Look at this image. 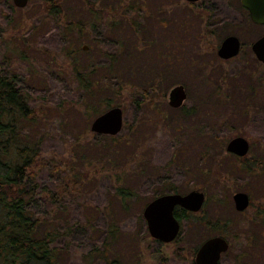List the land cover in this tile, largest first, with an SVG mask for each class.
<instances>
[{
  "label": "rangeland",
  "instance_id": "1",
  "mask_svg": "<svg viewBox=\"0 0 264 264\" xmlns=\"http://www.w3.org/2000/svg\"><path fill=\"white\" fill-rule=\"evenodd\" d=\"M144 2V11L149 15L171 21L168 27L158 28L155 20L154 29L160 30V39H163L161 35L170 33L184 44L180 43V68L171 70V79L168 80L171 85L164 98L157 101L168 119L167 127H152L150 121H156L154 113H146L144 107L142 110L134 107L133 87L126 89L121 99L123 125L115 136L124 135L125 128L136 125L138 116L143 118L142 133H145L143 141H140L142 154L138 149L135 153L140 154L139 158L133 163L128 158L123 165L126 168L123 183L136 194L129 212L123 214L117 200L111 198L114 188L123 186V183L117 184L100 172L104 165L96 160L97 150H87L84 146L79 150L82 155L91 158L90 166L79 167L78 159L71 156L74 134H82L81 138L86 139L87 136L91 140L94 133L90 131L92 122L85 118L79 94L70 84L56 82L55 74L59 70L57 62L63 59L59 53L62 42L58 40L60 36L55 24L38 11L40 0H29L23 9L16 8L12 0H0V27L4 30L0 43V65L6 67L10 58L12 65L8 68L11 67L23 77L27 76L26 66L13 62L15 57L11 56L9 49L22 50V39L35 37L31 41L30 54L36 60H41L40 71L46 77L47 90L37 96L34 93L35 109L42 116L34 131L41 150V159L35 170L39 182L56 194L55 199L46 203V210L51 212V218L63 219L56 223L59 224L57 227L62 229L71 225L75 228L74 234L67 240L62 264H105L98 257L92 255L87 261L85 256L100 246L99 232L106 231L111 217L117 220L120 233L114 253L129 257L132 250L140 251L138 261L131 264H191L192 250L199 240L189 230L190 221H184L177 239L171 243H161L150 237L142 216L148 201L166 185L174 186L180 194L194 188H204L208 198L204 213L215 222L216 218H220L217 228L211 233L224 234L230 240L229 256L222 260V264H229L230 257L239 253L247 238L260 236V227L250 221L254 208L244 214L236 213L231 196L236 190L250 188L257 200L262 196L260 193L264 195V189L255 188L256 183L241 176L236 170L239 164L226 154L225 146L233 137L240 136L251 144L248 159L254 161L264 157V88L258 87L254 80H249L243 74L247 70L260 76L264 71L261 68L264 64L255 62L251 50L252 43L264 35V26L250 30L244 27L245 17L240 0H200L194 6L186 0ZM90 4L100 7L98 0H67L64 11L70 18L73 17L74 8L84 9ZM165 4H168L167 15L162 9ZM128 17L135 19L136 15ZM179 22L187 24L185 32L179 29ZM32 26L39 29L30 34ZM230 35L239 38L244 46L243 53L230 60L219 59L217 49L222 40ZM84 44V50H87V45L91 43L88 41ZM103 45L107 46L102 43V48ZM91 53L95 55L97 52L92 50ZM53 57L55 63L51 61ZM46 66L50 68L46 70ZM137 78L134 76L131 82L137 84ZM126 79L129 80V77ZM176 85L184 86L187 95L184 105L187 109L195 108L191 115H182L168 105V92ZM215 87L220 88L221 94H214ZM60 104L64 105L63 117L57 112ZM87 122L89 130L83 133ZM204 152L207 155L204 154L201 160ZM172 158L175 161L169 165ZM111 159L114 160L113 155H109L106 164L109 165ZM59 166L61 171L50 172ZM105 166L106 170L110 168ZM207 168L211 172L206 182L207 177L202 172ZM170 193L173 192L164 194ZM225 220H229V223L224 226Z\"/></svg>",
  "mask_w": 264,
  "mask_h": 264
},
{
  "label": "trees",
  "instance_id": "2",
  "mask_svg": "<svg viewBox=\"0 0 264 264\" xmlns=\"http://www.w3.org/2000/svg\"><path fill=\"white\" fill-rule=\"evenodd\" d=\"M40 1L41 7L38 11L55 24L60 36L58 40L62 42L59 53L63 61L57 62L59 70L55 74L56 82L70 84L74 92L79 94L85 118L91 119L92 122V119L106 110L112 107L120 108L123 94L131 86L134 107L136 109L144 107L146 113H154L156 121H150L152 127H167L168 119L160 110L157 101L164 98L171 85L168 81L171 79V70L180 68L178 66V56L182 54L180 43H184L170 33L161 35L163 39H160V30L155 31L153 24L156 20V27L165 28L171 22L169 19L153 17L152 14L145 12L144 0H98L99 8L93 4L84 9L76 7L73 17L70 18L64 11L67 0ZM167 7L168 4L162 7L166 15ZM240 8L244 12V27L249 30L259 27L250 21L248 12L241 5ZM131 15H136V18L128 17ZM178 25L182 32L187 30V24L179 22ZM37 29L39 27L32 26L30 34ZM3 33L4 30L0 27V43ZM88 33L94 36L90 37ZM33 39L35 37L22 39V50L9 49L11 56L15 57L13 62L24 63L27 76L23 77L11 67L8 68L12 65L10 58L7 59L9 61L6 67L0 65V264H62L67 240L75 231L71 225L59 229L57 227L59 224L56 223L63 219L51 218V212L46 210V203L55 199L56 194L39 182L35 170L41 159V150L34 131L42 116L35 109L34 97L47 90V86L44 79L46 77H43L40 71L41 60H36L34 55L30 54ZM88 41L91 44L84 50V43ZM102 43L107 46L103 45L102 48ZM92 50L97 53L92 54ZM243 50L242 44L239 55ZM51 61L56 62L54 57ZM49 68L46 66V70ZM243 74L249 80H254L258 87L264 88V71L260 76L247 70H244ZM134 76H138L135 79L137 84L131 82ZM214 94H221L220 88L215 87ZM145 101H148V104H145ZM262 107L264 111V106ZM57 110L58 115L62 117L65 115L64 105H58ZM194 110L195 108L187 109L184 105L174 111L188 116ZM142 120L143 118L138 116L136 125H130L128 128L125 126L126 132L120 136L93 134L91 140H88L87 136L85 139L81 138L82 134L75 133L71 156L78 159L79 167L90 166L91 158L82 155L79 150L83 148L82 146L87 150H97L96 160L104 165L100 172L105 173L117 184L123 183L126 171L124 163L128 158H131V163L135 162L140 156L135 153L138 149L142 154L140 141H143L145 135L142 133ZM163 121L165 124L161 125ZM88 128L87 122L83 133L89 130ZM129 150L133 151L132 154L131 151L128 152ZM204 154L207 155L204 152L201 159H204ZM109 155L114 157L109 163L110 166L106 164ZM174 161L172 158L169 165ZM105 165L110 168L106 170ZM93 168L96 169V166ZM59 170L61 171V166L53 168L50 172L55 173ZM74 177L78 178V175ZM169 192L178 191L174 186L166 185V188L159 191V194L152 197L148 203ZM111 198L117 200L121 213L126 214L136 199V194L123 183V186L114 188ZM175 216L180 222L192 220V214L179 208L175 209ZM189 226L191 230V224ZM118 231V222L111 217L106 231L99 232L100 246L90 250L85 256L86 260L93 255L103 260L105 264L137 262L140 255L138 250H132L129 257L114 253V246L120 238ZM253 252L254 249L249 250V253Z\"/></svg>",
  "mask_w": 264,
  "mask_h": 264
},
{
  "label": "water",
  "instance_id": "3",
  "mask_svg": "<svg viewBox=\"0 0 264 264\" xmlns=\"http://www.w3.org/2000/svg\"><path fill=\"white\" fill-rule=\"evenodd\" d=\"M195 3L200 0H186ZM16 8L23 9L29 0H12ZM241 6L248 12L250 21L257 26H264V0H240ZM83 49H86L84 47ZM241 42L238 37H225L217 49V56L222 60H230L240 53ZM251 50L260 63L264 64V35L254 41ZM187 98L183 85H176L168 92V105L173 109L183 106ZM123 125V112L119 107H112L97 116L90 124V131L97 135H117ZM227 152L237 156H245L248 152V141L243 137H235L229 141ZM204 196L192 191L185 195L170 193L161 195L150 201L143 209L142 216L151 238L161 243L173 242L180 230V223L175 216V209L180 207L189 212L198 211ZM237 210H244L248 205L245 194L234 196ZM228 249V243L222 237H214L203 243L196 253V264H218L221 254Z\"/></svg>",
  "mask_w": 264,
  "mask_h": 264
},
{
  "label": "flooded vegetation",
  "instance_id": "4",
  "mask_svg": "<svg viewBox=\"0 0 264 264\" xmlns=\"http://www.w3.org/2000/svg\"><path fill=\"white\" fill-rule=\"evenodd\" d=\"M188 3H190V2H188ZM190 4H196V2L190 3ZM241 47H242V45H241ZM183 106H184V104H183ZM238 137H240V136H238ZM233 138H235V137H233ZM227 144L225 146L226 154L228 156H231L239 164L238 168H236V170H238V172L242 174L241 176L246 177V178H248V180H252L254 183H256L257 187L254 186L255 188L260 190L263 187V189H264V157L260 158L259 160H254V161L247 158L249 151H250V148H251V146H250L251 144L249 143V141H248V152L245 156H237L236 154L227 152V150H226ZM200 159H201V157H200ZM201 160H203V158ZM253 164H254V166H253ZM204 172H202L203 176L207 177V176H209L211 170H210V168H207V170H204ZM207 179H208V177L205 179L206 182L209 180V179L208 180ZM203 189L204 188H194L191 191H189V192H192V191L200 192L204 196L202 206L198 211L189 212V211H186L180 207H177L179 209L184 210L187 213L192 214V220L190 222L191 227H192L191 232H192L193 237H196L199 240L198 245L195 246L192 250L193 258H192L191 264H196L195 257H196V253L199 250L200 246L203 243H205L207 240L214 238V237H222L228 243L227 251L225 253L221 254L220 259L218 261V264H222L223 257L229 256L228 254H229V251L231 248L230 247L231 246L230 240L227 239L228 237H225L224 234L211 233L213 230H215L217 228V223L219 222L218 219H220V218H216L217 221L215 222V221L210 220V218L207 216V214L204 213V207H206L208 205V198H207L206 192ZM189 192H187V193H189ZM187 193H185V194H187ZM237 193L245 194L247 196V199H248L247 207L241 211L237 210L235 200H234V196ZM178 194H180V193H178ZM185 194H181V195H185ZM260 195H262V196H260L256 200L257 196H255V197L253 196L250 188H242L241 190H236L235 192H233V194L231 196L233 208H234L236 213H238V214L243 213L244 214L248 209L254 208L252 210V215H251L250 221L252 224L260 227V236H258V238L255 237L254 239L253 238H247L246 241L244 242L243 248L239 251V253H237L233 257L232 256L230 257L229 264H264V195H263V193H260ZM255 202H257V203H255ZM179 223H180V230H179V234H178L177 238L180 235L181 227H182V224L184 222L179 221ZM228 223H229V220H225L223 225L225 226ZM200 224H204V225L202 226ZM250 249H254V252L249 253Z\"/></svg>",
  "mask_w": 264,
  "mask_h": 264
}]
</instances>
